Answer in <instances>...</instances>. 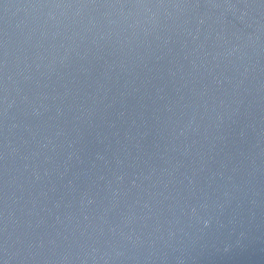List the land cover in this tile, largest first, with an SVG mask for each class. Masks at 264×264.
Returning a JSON list of instances; mask_svg holds the SVG:
<instances>
[{
  "label": "water",
  "instance_id": "obj_1",
  "mask_svg": "<svg viewBox=\"0 0 264 264\" xmlns=\"http://www.w3.org/2000/svg\"><path fill=\"white\" fill-rule=\"evenodd\" d=\"M0 264H264V0H0Z\"/></svg>",
  "mask_w": 264,
  "mask_h": 264
}]
</instances>
